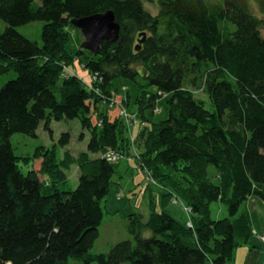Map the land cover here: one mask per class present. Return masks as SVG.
<instances>
[{"label":"trees","instance_id":"16d2710c","mask_svg":"<svg viewBox=\"0 0 264 264\" xmlns=\"http://www.w3.org/2000/svg\"><path fill=\"white\" fill-rule=\"evenodd\" d=\"M149 1L155 15L141 0H0V77L15 74L0 89V264H232L251 245L247 202L264 205V0ZM111 10L117 42L98 53L71 46L73 20ZM34 21L44 23L41 44L17 30ZM125 78L144 83L130 112L142 119L133 143L125 120L110 118L116 98L130 107L114 85ZM159 98L169 116L146 127ZM74 119L89 131L86 150L72 155L65 132L62 158L56 145L37 147L40 169L24 174L19 162L30 157L15 154L11 137L37 138L41 124L52 135L53 122ZM130 151L150 174L147 216L132 212L131 239L94 253L122 162L106 155ZM74 165L79 180L67 190ZM174 197L186 215L168 210ZM215 203L227 217L212 218Z\"/></svg>","mask_w":264,"mask_h":264},{"label":"rangeland","instance_id":"374dc122","mask_svg":"<svg viewBox=\"0 0 264 264\" xmlns=\"http://www.w3.org/2000/svg\"><path fill=\"white\" fill-rule=\"evenodd\" d=\"M143 6L153 15L158 11V5L152 3L149 0H141ZM256 13H258L255 10ZM44 26L43 22L34 21L31 23L24 24L23 26L17 27V30L20 34L25 35L33 42H42V28ZM7 24L0 20V33H2ZM70 32V43L71 46L75 49H78L79 46L83 45L84 38L81 34V31L69 29ZM75 72L83 78V80L90 84V77L85 71L75 63ZM15 79V74L13 72L4 74L0 77V89L3 85ZM138 83H134L129 79H116L114 85L119 89V95L122 97L126 92L131 95L129 112L135 114L134 102L139 92V84H144L140 78L137 79ZM123 88H126V91H123ZM198 98H203V93L196 92ZM119 103H121V99ZM156 108L159 110L155 112L154 110L148 109L145 112V116L149 121L143 122L146 124V127L151 125V122L158 123L161 120L168 118V112L166 110L165 98H159L156 103ZM208 107V105H207ZM110 118L115 119V113H110ZM137 117L136 115H134ZM137 119H139L137 117ZM142 119H139V121ZM140 121V122H141ZM140 122L138 124H140ZM143 124V125H144ZM140 126H142L140 124ZM52 135L49 132L44 131L43 125L41 124L37 130V138L27 137L20 133H17L11 137V144H13L15 154L20 157L29 158V160H20L19 166L22 169L24 174L28 173L32 168L39 170L40 161H33L32 156L37 147L44 146L45 148L50 149L52 146L56 145L57 153L59 158H62L63 151L65 148L61 149L58 146V140L61 135L65 132L70 134V144L66 147L72 155H78L81 152H84L87 148L88 140L90 139V134L88 130L82 129L79 120L74 119L72 121H61V123L53 122L51 125ZM134 152H132V155ZM125 157V156H124ZM121 159L122 162L118 168V173L114 175L112 185L109 188L108 196L104 202V220L100 226V234L97 239L95 246L93 248L94 253H107L111 245L121 242V240L131 239L125 225L128 223V217L132 212L143 213L147 216L148 213V200L149 194L145 192L146 186L149 185L148 179L136 161H134V156H129L124 159ZM130 157V158H129ZM129 158V160H127ZM213 171V168H211ZM68 182L66 184L67 190H75L79 180L80 174L78 173V168L74 165L67 171ZM154 188V187H153ZM154 190L159 191V186H156ZM123 194H126L127 197H120ZM212 218L219 219L227 217L228 213L223 205L220 203H215L211 207ZM259 213H253V223L254 227L260 228V222L258 220ZM72 262V261H71ZM76 264H82L80 262H74ZM127 264V263H123Z\"/></svg>","mask_w":264,"mask_h":264},{"label":"water","instance_id":"95a60500","mask_svg":"<svg viewBox=\"0 0 264 264\" xmlns=\"http://www.w3.org/2000/svg\"><path fill=\"white\" fill-rule=\"evenodd\" d=\"M72 25L81 31L84 38L83 49L94 53H98L103 41L111 44L117 42L121 32L112 10L73 20Z\"/></svg>","mask_w":264,"mask_h":264},{"label":"crops","instance_id":"0c3cea01","mask_svg":"<svg viewBox=\"0 0 264 264\" xmlns=\"http://www.w3.org/2000/svg\"><path fill=\"white\" fill-rule=\"evenodd\" d=\"M140 124H142V122H140ZM140 124L131 127V133H133V137L137 135V132L140 128L138 126H140ZM129 156H132L131 151L129 153ZM129 158L127 160H129ZM247 207L251 211L252 221L253 213H259L258 220L260 222V228L254 227L256 234L253 236V239L250 242V246H243L236 250V258L232 264H264V205H262V203L258 199L252 197L247 202ZM168 210L180 217L186 215L185 210H183L182 206H169Z\"/></svg>","mask_w":264,"mask_h":264},{"label":"built area","instance_id":"2783aa9c","mask_svg":"<svg viewBox=\"0 0 264 264\" xmlns=\"http://www.w3.org/2000/svg\"><path fill=\"white\" fill-rule=\"evenodd\" d=\"M120 100L118 98L115 99V102H113L110 107H111V113H115V117H119L125 120L126 125L129 128L130 134H129V138L131 139V142L133 143L135 139H133V134L131 133V127L132 126H136L138 125V123L140 122L139 119H137V117H135L134 115H132L127 108H125L124 106L121 105V103H119ZM155 112H158L159 110H157V108L154 110ZM133 149V147H132ZM108 157V159L111 162H118V160H121L123 158V155H115L112 153H108L106 155ZM150 174H147L146 178H149ZM124 196V195H122ZM172 203L175 205H182V203L179 202V200L174 197V199L172 200ZM185 212H187V208H184Z\"/></svg>","mask_w":264,"mask_h":264}]
</instances>
